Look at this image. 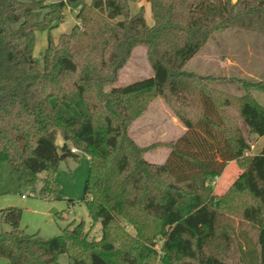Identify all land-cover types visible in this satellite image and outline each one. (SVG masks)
Segmentation results:
<instances>
[{
  "label": "trees",
  "instance_id": "1",
  "mask_svg": "<svg viewBox=\"0 0 264 264\" xmlns=\"http://www.w3.org/2000/svg\"><path fill=\"white\" fill-rule=\"evenodd\" d=\"M131 1L0 0V166L9 164L21 186L34 187L45 171L40 191L49 197L58 193L59 161L78 157L71 147L88 154L82 198L101 230L90 237L73 219L41 237L25 232L21 209L9 206L0 261L60 264L65 254L67 264H264V144L249 153L252 136L264 135V105L251 94L264 92V79H225L241 87L234 94L209 84L221 77L184 69L217 32L264 35V0H145L152 24L142 7L130 12ZM68 9L80 24L57 41L48 36L40 63L36 30L50 31ZM137 45L152 74L106 87ZM157 98L185 129L141 146L128 130ZM60 105L81 115L67 117ZM155 148L169 149L161 163L144 157ZM231 160L240 171L214 194L211 181ZM234 216L253 234L237 231Z\"/></svg>",
  "mask_w": 264,
  "mask_h": 264
},
{
  "label": "rangeland",
  "instance_id": "2",
  "mask_svg": "<svg viewBox=\"0 0 264 264\" xmlns=\"http://www.w3.org/2000/svg\"><path fill=\"white\" fill-rule=\"evenodd\" d=\"M147 4L148 2L146 3L145 0L131 1L129 3L131 7L130 12L135 13L142 7L145 21L151 24L152 14L150 6L147 8ZM75 14V10L68 9L65 20L53 27L50 31L36 30V43L33 49V57L36 60L42 63L41 55L48 44V36L57 41L56 39L59 34L68 33L75 23L80 24ZM244 35H248L253 43L256 38H264L262 34L245 30L217 32L201 51L184 66V69L201 71L205 68L206 72L210 73L208 76L222 78L209 84L234 94H238V89L242 91L241 87L237 83L225 79L229 77H240L246 78L251 82L263 80L264 60L260 64L254 61L249 63L252 66L249 70L255 76L259 77V80H254L253 77L250 78L247 75H241L240 72L229 64V58H231L230 52L232 49L234 50V46L238 45L240 47V44L246 40ZM253 50L264 55V48L258 45H254ZM130 54L128 60L119 69L116 82L106 87L128 84L133 82V80L149 77L152 74L144 46L137 45L133 47ZM255 96L258 98L257 101L264 105V92L262 90H256ZM83 110L85 111V106H83ZM58 112H64L67 117L81 115L80 110L71 105H60ZM175 118L168 105L160 98H157L129 128L128 134L141 146H146L156 141L175 140L182 135L180 125L176 121L177 118ZM57 142L62 143L61 137H58ZM263 144L264 138L258 141L252 138V147L249 153H258L262 149ZM168 152L169 149L166 148H155L146 152L144 157L150 162L161 163L167 157ZM77 155V158L72 155H65L56 166L57 169L53 175V179L55 183H58V198L56 193H51L47 197L45 193L40 191L45 171L40 173L39 180L36 181L34 187L29 185L21 186L18 184L16 175L10 165L3 163L0 166V230H10V225L5 222L1 211L9 206H14L21 209L20 227L24 228L27 233H38L41 237L56 236L61 233V228L75 219V221L83 220L84 229L89 232V236L98 239L101 236L100 223L98 221L93 222L88 214L86 203L82 198L85 185L84 181L89 170V155L81 151ZM239 171L240 169L237 164L232 161L224 173L216 176L211 181L213 193L220 195L227 190ZM52 209H55L56 213H52ZM232 221L237 231H249L250 234H253L254 229L249 224H240L236 216L232 217ZM127 229L132 233L134 231L130 226H127ZM154 244L153 247L159 255L161 239L158 238ZM59 263L67 264L65 254L59 256ZM0 264H4V260H1Z\"/></svg>",
  "mask_w": 264,
  "mask_h": 264
},
{
  "label": "crops",
  "instance_id": "3",
  "mask_svg": "<svg viewBox=\"0 0 264 264\" xmlns=\"http://www.w3.org/2000/svg\"><path fill=\"white\" fill-rule=\"evenodd\" d=\"M85 1L87 3H90L92 0H85ZM146 6L148 8L149 4H147ZM75 12H76V10H75ZM148 24H150V23H148ZM244 37H246V40L243 41L242 44H240V47H238V45H236V46H234V50L232 49L233 52L232 51L230 52L231 58H229V64L232 67H234L238 72H240L241 75H247L250 78L253 77L254 80H259L260 78L257 77V76H255L252 73V71L249 70L250 68H252V66L249 65V63L251 61H254V62H258L260 64L264 60V55H262L261 53H258V52H256V51L253 50V46L254 45H258V46L264 48V38H259V39L256 38V39H254V43H253L252 42V39L250 40V38L248 37V35H244ZM191 71L192 72H195V73L197 72V73H199L201 75H209L210 74V73H207L206 72V69L205 68L202 69L201 71L200 70H191ZM255 92H256V90H254V89L251 90V94H252L253 98L256 99V101H257L258 98H256ZM241 93H242V91L240 89H238V94H241ZM176 121H177V123H179L180 129H181V131L183 133V131L185 129L184 126L181 125V123L178 120H176ZM252 138L253 139H256L258 141V140L264 138V135H262L261 137L252 136ZM231 162H232V160H231ZM231 162H229V164H231ZM229 164L226 166V168L224 169V171L222 173H224L226 171V169L229 166Z\"/></svg>",
  "mask_w": 264,
  "mask_h": 264
},
{
  "label": "built area",
  "instance_id": "4",
  "mask_svg": "<svg viewBox=\"0 0 264 264\" xmlns=\"http://www.w3.org/2000/svg\"><path fill=\"white\" fill-rule=\"evenodd\" d=\"M70 151L74 152V153H78L80 152L78 148L76 147H71ZM23 196V195H22Z\"/></svg>",
  "mask_w": 264,
  "mask_h": 264
},
{
  "label": "water",
  "instance_id": "5",
  "mask_svg": "<svg viewBox=\"0 0 264 264\" xmlns=\"http://www.w3.org/2000/svg\"><path fill=\"white\" fill-rule=\"evenodd\" d=\"M232 2H236L237 0H231ZM52 213H56V210L55 209H52L51 210Z\"/></svg>",
  "mask_w": 264,
  "mask_h": 264
}]
</instances>
